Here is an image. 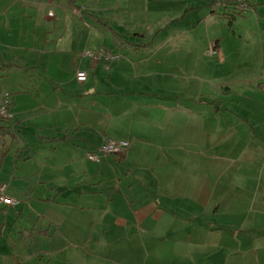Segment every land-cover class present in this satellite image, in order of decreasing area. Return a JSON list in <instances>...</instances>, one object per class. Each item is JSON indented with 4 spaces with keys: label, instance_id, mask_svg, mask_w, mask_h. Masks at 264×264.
<instances>
[{
    "label": "crops",
    "instance_id": "crops-1",
    "mask_svg": "<svg viewBox=\"0 0 264 264\" xmlns=\"http://www.w3.org/2000/svg\"><path fill=\"white\" fill-rule=\"evenodd\" d=\"M223 2L0 0V99L14 115L0 133L34 127L74 176L34 188L45 213L0 207V227L10 211L33 231L48 223L32 264H264V0L240 15ZM218 15L228 35L213 32ZM102 47L122 58L82 57ZM107 138L129 147L89 161Z\"/></svg>",
    "mask_w": 264,
    "mask_h": 264
},
{
    "label": "rangeland",
    "instance_id": "rangeland-1",
    "mask_svg": "<svg viewBox=\"0 0 264 264\" xmlns=\"http://www.w3.org/2000/svg\"><path fill=\"white\" fill-rule=\"evenodd\" d=\"M43 1L47 2L48 0ZM35 4L36 6H39V3ZM217 19L220 21L219 25L216 26L218 30H214L213 32L217 33L218 35H222L225 32L227 35L231 33V27L229 26L231 21L229 19H223L219 15L217 16ZM242 21L243 19L237 16V20L233 21V31L239 29L240 25L244 26V22ZM207 29L208 28L206 26H202L200 28V36L204 40L208 34ZM208 43V41H205L203 43V47H201L202 58L200 59L202 61H204V59L205 61H208L207 58L210 54ZM1 123L3 122H0V125H2ZM9 131V133H0V139L3 140L0 142L1 145L6 144L5 151L12 149L9 155L6 156L7 160L5 165H3L2 175H0V184H9L10 195L13 194V191L20 193L19 196L16 197L19 200L18 203L20 202L18 208L21 207L24 211L23 216L34 213L36 210L45 213L48 210V206L42 204V206L38 208L36 207L35 203L37 202H35L36 200L33 199L35 193L34 188L37 191H48V189L59 191L62 190L66 178L72 179L74 176L70 174V169H66L64 171V168L60 170V165H54L58 162L59 158L52 160V158L57 156V154L54 155V152H52V143H48L45 140H42L39 135H36L34 127L30 125L20 127L18 126L16 129L10 127ZM23 144L26 149H20L19 153H23V155H19L16 158V150L14 149L15 147L21 148ZM27 150L28 155L26 154L25 157L24 153H27ZM50 160L51 164L53 165H45L46 162H50ZM14 161H16V165H13ZM1 166L2 165H0V167ZM66 172H68L67 175L65 174ZM15 180H20V182L15 183ZM26 192H29V195H27ZM16 216L18 215H16L13 211H10V215L4 219V225H1L0 227L2 229V235H0V253L6 260L14 258L19 262V264H32L34 262L39 263L41 260L37 257L36 253H38L40 247L43 246L45 236L38 233L40 230H42V228L47 230L48 223L46 220L44 221L41 219L37 223L36 231H33L31 226L28 225V227L27 225L22 224L20 220L15 218ZM34 222L35 220L33 223ZM50 235L53 236L56 241L59 240L60 235L59 232L56 231L55 226H52ZM12 248H16L18 250L20 249L21 251L19 250V252L21 253V256H13L11 253ZM57 260L59 264H65V261L61 260L60 257H58ZM44 263L45 262L43 261L42 264Z\"/></svg>",
    "mask_w": 264,
    "mask_h": 264
},
{
    "label": "built area",
    "instance_id": "built-area-1",
    "mask_svg": "<svg viewBox=\"0 0 264 264\" xmlns=\"http://www.w3.org/2000/svg\"><path fill=\"white\" fill-rule=\"evenodd\" d=\"M224 4L230 9L231 13L244 14L247 13L255 0H223ZM50 17H53V13H50ZM211 55H216V49L210 50ZM82 57L86 60L94 63H106L118 61L122 58L120 53H113L108 48L102 47L98 50H84ZM78 80L85 81L87 79V73L85 71L78 72ZM13 100L10 95H6L0 99V122L8 123L13 120ZM129 147L128 142L117 141L112 138L105 139L103 145L98 149L96 153L88 155V160L92 163H99L101 156L109 155H121ZM7 186L4 185L0 188V207L1 206H14L18 204L17 200H14L6 195Z\"/></svg>",
    "mask_w": 264,
    "mask_h": 264
}]
</instances>
